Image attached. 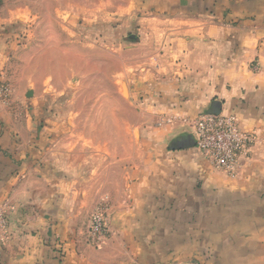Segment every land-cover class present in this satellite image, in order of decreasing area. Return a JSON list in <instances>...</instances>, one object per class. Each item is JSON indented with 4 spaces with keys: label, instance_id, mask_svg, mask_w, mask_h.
Segmentation results:
<instances>
[{
    "label": "crops",
    "instance_id": "crops-1",
    "mask_svg": "<svg viewBox=\"0 0 264 264\" xmlns=\"http://www.w3.org/2000/svg\"><path fill=\"white\" fill-rule=\"evenodd\" d=\"M125 3L133 39L99 68L124 77L138 116L109 140L128 148L109 159L125 164L109 231L98 249L87 245L85 193L74 194L67 154L53 149L57 126L2 99L0 264H264V0ZM215 111L251 137L234 177L195 147L191 122Z\"/></svg>",
    "mask_w": 264,
    "mask_h": 264
},
{
    "label": "rangeland",
    "instance_id": "rangeland-1",
    "mask_svg": "<svg viewBox=\"0 0 264 264\" xmlns=\"http://www.w3.org/2000/svg\"><path fill=\"white\" fill-rule=\"evenodd\" d=\"M125 6V0H0L5 99L35 106L37 124L57 126L53 149L67 154L74 194L85 193L80 220L87 245L96 249L88 237L93 211L105 201L108 222L125 165L109 159L128 149L119 145L123 141L109 145V140L124 139L120 123L138 119L127 102L124 77L99 70L107 67L109 52L112 61L122 60L133 39L123 26ZM129 137L134 154L138 131H129ZM91 171H97L93 178Z\"/></svg>",
    "mask_w": 264,
    "mask_h": 264
},
{
    "label": "built area",
    "instance_id": "built-area-1",
    "mask_svg": "<svg viewBox=\"0 0 264 264\" xmlns=\"http://www.w3.org/2000/svg\"><path fill=\"white\" fill-rule=\"evenodd\" d=\"M9 94L7 87L0 84V100ZM170 120H166L169 122ZM186 121V120H184ZM193 138L198 152L210 163L211 167L230 177H234L239 166L241 153L251 143V137L239 131L233 117L220 114H201L191 122ZM105 201L95 207L90 224L89 240L99 247L109 231ZM5 227V218L0 212V228Z\"/></svg>",
    "mask_w": 264,
    "mask_h": 264
},
{
    "label": "water",
    "instance_id": "water-1",
    "mask_svg": "<svg viewBox=\"0 0 264 264\" xmlns=\"http://www.w3.org/2000/svg\"><path fill=\"white\" fill-rule=\"evenodd\" d=\"M32 96V93L31 92H29L28 94H27V97H31ZM212 114H215V115H217L218 114V112L217 111H215V112H212ZM186 146H190L191 145V143H187V144H185ZM184 145V146H185Z\"/></svg>",
    "mask_w": 264,
    "mask_h": 264
}]
</instances>
